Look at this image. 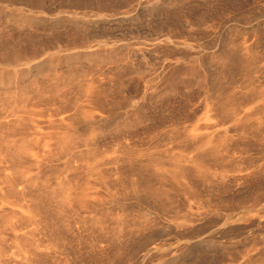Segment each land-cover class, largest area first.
I'll return each instance as SVG.
<instances>
[{"label": "rangeland", "instance_id": "1", "mask_svg": "<svg viewBox=\"0 0 264 264\" xmlns=\"http://www.w3.org/2000/svg\"><path fill=\"white\" fill-rule=\"evenodd\" d=\"M0 264H264V0H0Z\"/></svg>", "mask_w": 264, "mask_h": 264}]
</instances>
